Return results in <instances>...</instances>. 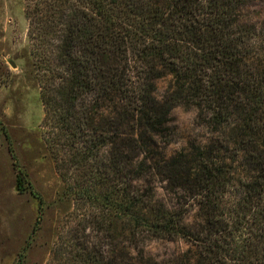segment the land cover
Returning <instances> with one entry per match:
<instances>
[{
  "label": "trees",
  "instance_id": "obj_1",
  "mask_svg": "<svg viewBox=\"0 0 264 264\" xmlns=\"http://www.w3.org/2000/svg\"><path fill=\"white\" fill-rule=\"evenodd\" d=\"M255 1L264 8V0H23L46 142L64 194L88 204V235L64 244L75 251L71 264H132L126 242L144 232L188 244L175 264H264V16H241ZM176 107L193 109L209 137L167 156L158 140ZM144 177L161 178L175 203L157 202Z\"/></svg>",
  "mask_w": 264,
  "mask_h": 264
},
{
  "label": "rangeland",
  "instance_id": "obj_2",
  "mask_svg": "<svg viewBox=\"0 0 264 264\" xmlns=\"http://www.w3.org/2000/svg\"><path fill=\"white\" fill-rule=\"evenodd\" d=\"M23 7V0H0V264H71L75 251L69 254L64 244L70 237L81 241L83 235H88V231H81L82 214L88 211V204L76 203L64 194L66 183L56 171L46 142L45 111L33 74ZM241 16L247 23H256L264 16L262 3L253 2ZM168 82L169 78L155 82L157 98L163 95ZM170 120V129L163 135L168 138L161 136L158 140L167 156L191 149V145L209 137L208 130L196 122L193 109L176 107ZM149 186L157 202L167 206L175 203L169 192L172 190L161 178L144 177L141 187ZM37 195L42 201L41 215ZM78 205L82 209L76 212ZM188 217L191 222L197 220L194 211ZM36 221L39 224L31 246L24 261L18 263ZM96 237L92 235V241L105 247L108 240ZM113 237L115 244L120 243L117 248L123 247L125 239ZM60 246L65 249L63 259L52 260L51 250ZM126 247L132 264H175L188 244L181 239H156L144 232L135 242L127 240Z\"/></svg>",
  "mask_w": 264,
  "mask_h": 264
}]
</instances>
